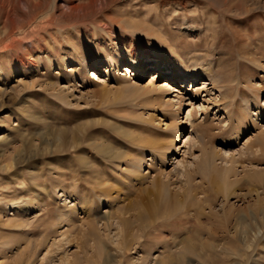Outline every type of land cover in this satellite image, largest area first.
I'll list each match as a JSON object with an SVG mask.
<instances>
[{"label":"rangeland","instance_id":"1","mask_svg":"<svg viewBox=\"0 0 264 264\" xmlns=\"http://www.w3.org/2000/svg\"><path fill=\"white\" fill-rule=\"evenodd\" d=\"M132 55L141 77L127 74ZM0 87V164L13 158L0 168V264H264V0H0ZM202 145L221 188L231 165L235 186L217 195L197 171ZM134 159L148 185L169 182L154 218L125 176ZM94 171L112 200L95 196ZM183 199L196 205L171 213ZM122 206L131 248L103 229Z\"/></svg>","mask_w":264,"mask_h":264},{"label":"bare ground","instance_id":"2","mask_svg":"<svg viewBox=\"0 0 264 264\" xmlns=\"http://www.w3.org/2000/svg\"><path fill=\"white\" fill-rule=\"evenodd\" d=\"M68 3V2H67ZM70 11L73 13V12H76V11H79V9H80V6H78V4L77 5H73L71 2H70ZM19 5V4H18ZM38 5V4H37ZM16 7H17V5H15ZM41 6V5H40ZM19 7V6H18ZM63 7V6H62ZM29 9V8H28ZM31 9V8H30ZM39 9H40V7H39ZM64 9V8H63ZM61 7H60V12H61V14L62 15H65L64 14V10H63ZM69 9V8H68ZM28 11V10H27ZM39 11V10H38ZM29 12V11H28ZM35 12V11H34ZM37 12V11H36ZM40 12V11H39ZM27 13V12H26ZM25 14V13H24ZM23 14V15H24ZM40 14H41V12H40ZM60 15V14H59ZM61 15V16H62ZM69 16V15H68ZM22 17V16H21ZM38 17V16H37ZM41 17V16H40ZM25 18V17H24ZM36 18V17H35ZM34 19V18H33ZM37 19V18H36ZM25 21V20H24ZM32 21V20H31ZM49 21V20H48ZM22 22V21H21ZM26 22V21H25ZM28 22V21H27ZM34 22V21H33ZM40 22V21H39ZM42 22V21H41ZM38 23V22H37ZM44 23L46 24V22L44 21ZM49 23V22H48ZM28 24H29V22H28ZM27 24V25H28ZM32 24V23H31ZM44 26V25H43ZM25 27H27V26H25ZM47 28V27H46ZM13 30L14 29H12V30H9V29H7V31H6V33H5V38H11V36L13 35ZM26 36V35H25ZM28 36H30V35H28ZM7 40V39H6ZM40 41V40H39ZM46 41V40H45ZM8 42V41H7ZM48 46H49V48L51 49L52 48V44H51V42H49V44H48ZM40 50H42L43 48L40 46V48H39ZM53 49V48H52ZM51 49V51H49L48 53H50L52 56H55V55H53L52 53L54 52V50H52ZM37 51H39V50H37ZM40 52V51H39ZM57 58L59 57V55L57 54V56H56ZM130 60L132 61V69H127V74L129 75V76H132L133 75V78H136V77H141L142 75H143V67H139L137 64H136V59L133 57V55H132V57L130 58ZM21 63L19 64V67L21 68V67H23V68H28V64L24 61V60H22V61H20ZM31 65H33V67H35L34 66V63H32ZM37 68V67H36ZM29 69V68H28ZM174 70H176V68L175 67H173L172 68V74L175 72ZM4 73V72H3ZM176 73V72H175ZM10 75L12 76V74L10 73L9 74V77H10ZM174 75V74H173ZM97 76V74L95 75V77ZM177 77V76H176ZM97 78V77H96ZM95 78V79H96ZM131 78V77H130ZM103 79V78H102ZM182 80H183V82H187V80H189V78L188 77H184V78H182ZM192 80L193 79H191L190 81H189V83L190 82H192ZM204 81V80H203ZM194 82L196 83L197 82V80L195 81L194 80ZM199 83V82H198ZM205 81H204V84H203V87H202V89L203 88H205ZM190 85V84H189ZM170 87H172V86H170V85H166L165 84V86H163L162 88H163V90H167L166 88H170ZM2 87H0V90H2L1 89ZM161 88V89H162ZM172 105V103L171 102H168V103H166V107L168 106V107H170ZM172 107H174V105H172ZM170 109V108H169ZM171 109H173V108H171ZM250 112V111H249ZM190 115H191V113H190V111L188 112V116H187V118L189 119V118H191L190 117ZM193 125H194V123H193ZM196 125H199V124H196ZM178 126V125H177ZM195 127H197V126H195ZM193 131V130H192ZM65 132V131H64ZM175 133L174 134H176V133H178V132H176V131H174ZM190 134V133H189ZM189 135H187V137H188ZM57 137V140L59 141H61L62 139H64V140H66L67 138H66V136H65V134L64 133H62V132H60L59 134H58V136H56ZM185 137V136H184ZM192 137L190 136V137H188V139L185 141V143H183L184 145L183 146H181L182 145V141H181V143H180V147H177V145H175L174 146V148H173V151H172V154H173V156L174 155H176V154H178V152L180 151V149L181 148H184L186 145H187V143H188V141H191L192 139H191ZM67 141V140H66ZM144 142V141H143ZM147 143H146V145H148V140L146 141ZM142 143V142H141ZM149 143H151V141H149ZM154 143V142H153ZM145 144V143H144ZM155 145V144H154ZM157 145H158V143H157ZM149 146V145H148ZM150 147V146H149ZM152 147V146H151ZM165 147V148H164ZM163 148L164 149H162V147L160 148V149H156V148H154L155 149V151H156V153H157V151H158V153H160V157H165V155H167V153L168 152H170V146L168 145V146H163ZM155 153V152H154ZM157 153V154H158ZM166 153V154H165ZM183 153V152H182ZM201 153H202V155H201V157H200V161L198 162V170L197 171H199V170H201V171H204L205 173H206V176L204 177L208 182H209V184L211 185V188H213L214 189V191H215V193L218 195V194H220L222 191H224V189H229V188H231L232 186H235L237 183H238V181H236V182H229V179H230V176H231V173H233V168H234V166L233 165H231V169H228L227 171H226V174L222 177V181L224 182V185H223V190H222V188H221V186H220V172H219V170L217 169L216 170V168H215V157H213V156H210L206 151H205V148H204V146L202 145V151H201ZM157 154H155V155H157ZM118 155V154H117ZM179 155V154H178ZM178 155H176V156H178ZM23 157H24V155H23ZM23 157H21V159L23 158ZM26 158H28V159H26ZM35 159L36 157H31V155H25V160L26 161H24V158H23V161L22 162H28V161H30V160H32V159ZM155 158L156 157H154L153 159L155 160ZM4 159V158H3ZM37 159V158H36ZM131 159V158H130ZM165 159V158H164ZM9 160H10V163H9ZM12 160H13V158H11V159H5V160H3L2 161V163L0 164L1 166H0V168L1 169H3V170H1L2 172L3 171H7L9 168H11V166L13 165L12 164ZM128 160V159H127ZM87 161V160H86ZM86 161H84L85 162V164H86ZM137 160L136 159H134V161H129L128 163H129V167H130V170H129V172L125 175L126 176V178H129L130 179V181H134V182H138L139 183V186H141L142 187V189L144 190L143 192H145V196H138L139 198H137V200L136 201H138V202H140L142 205H143V208H144V211L143 212H141L142 214H143V216L145 215V216H147V217H152V218H154V217H156V215H158V213H160V204H161V202L162 201H160L161 200V198H162V196L164 195V194H166V195H172V191H170V189H169V182L167 183H165L164 181H163V179L162 178H159L158 176L157 177H154V179L153 180H151L152 182H150V184L148 185L147 183V181H148V179H149V177H148V175H149V173H147V174H144L143 176H141L142 174H140V164L139 163H137L136 162ZM140 161V160H139ZM21 161L19 160V162L18 163H20ZM131 162V163H130ZM87 163H88V161H87ZM232 164H234V163H232ZM89 165V164H88ZM85 166V165H84ZM91 167V166H90ZM66 168V167H65ZM71 168V167H70ZM103 168H105V167H103ZM93 169V168H92ZM101 169V168H100ZM58 170H60V169H58ZM87 170H90V168L89 167H87ZM96 170V169H95ZM135 170V171H134ZM103 172L105 171V170H102ZM130 171H133V172H130ZM188 171V169H186V172ZM196 171V170H195ZM194 171V172H195ZM90 172H92V170L90 171ZM102 172V173H103ZM179 172V171H178ZM177 172V173H178ZM200 172V171H199ZM123 173V172H122ZM132 173V174H131ZM87 174L88 173H86V176H87ZM101 175H103V174H100V172H97V171H94L93 172V174L90 176L89 174H88V176H89V178L90 179H93L94 181H95V183H96V185H97V187L96 188H94L95 190V196H96V192H97V194H98V198L99 199H103L102 201H108V200H112V198H114V197H112L115 193H117L118 191L115 189V188H117L116 186H111V184H109V183H111L110 181H109V183L107 184V183H105V177H106V175H104L105 177H103V180L101 179L102 178V176ZM124 175V174H123ZM134 177H133V176ZM163 175V174H162ZM160 176V175H159ZM107 178V177H106ZM108 179V178H107ZM106 179V180H107ZM123 179V178H122ZM109 180H110V178H109ZM115 181H118L117 179H115ZM125 181V180H124ZM87 182V181H86ZM85 182V183H86ZM119 182V181H118ZM83 183V182H82ZM114 183V182H113ZM127 183V182H126ZM128 184V183H127ZM132 184H134L133 182H132ZM147 184V185H146ZM135 185H136V183H135ZM82 187V186H81ZM115 187V188H114ZM124 187V186H123ZM135 187V186H134ZM86 188V187H85ZM84 188V189H85ZM93 188V187H92ZM83 189V190H84ZM87 191V190H86ZM226 191V190H225ZM88 192H89V190H88ZM210 192V191H209ZM85 193V192H84ZM226 193V192H225ZM91 194H92V192H91ZM120 194H122L121 193V191H120ZM162 194V195H161ZM184 194H185V192H184ZM188 194V192L186 193V195ZM227 194V193H226ZM226 194H224V195H226ZM230 192H228V195H226V197L227 196H230ZM232 194H234V193H232ZM116 195H118V197H119V194H116ZM123 195V194H122ZM125 195V194H124ZM127 195V194H126ZM129 195V194H128ZM92 196V195H91ZM84 197V196H83ZM125 197V196H124ZM126 197H128V196H126ZM161 197V198H160ZM166 197V196H165ZM90 197H88V199H89ZM168 198V197H167ZM184 198V197H183ZM37 199H39V198H37ZM37 199L35 200V199H33V201L35 200V201H37ZM84 199V198H83ZM210 199V198H209ZM90 200V199H89ZM93 200V199H92ZM168 200H169V198H168ZM186 200V199H185ZM208 200V199H207ZM39 201H41L40 199H39ZM91 203H94V200L93 201H90ZM164 202V201H163ZM137 203V202H136ZM140 203H137V204H140ZM166 203V202H165ZM198 203V202H197ZM136 204V205H137ZM166 204H168V203H166ZM166 204H165V206L164 207H166ZM199 204V203H198ZM26 205H28L29 206V203H27ZM25 205V206H26ZM93 205V204H92ZM135 205V206H136ZM171 205V204H170ZM194 205H196L195 203H194V201H184V199L182 200V201H176V203H175V206L176 207H174L173 205V210H172V212L171 213H174V215L175 214H177V213H183V211H188V210H190V209H192V208H194ZM27 206V208L24 210V212L26 213L25 215H28L27 213H29V211L31 210V207L29 206L28 207ZM83 206H85V204L83 205ZM132 206V205H131ZM130 206V207H131ZM168 206V205H167ZM86 208H87V205L85 206ZM85 207H83V208H85ZM93 207V206H92ZM92 207H90L89 206V208H91L92 209ZM130 207H121V208H119L118 210L120 211V213L121 214H119V216L117 215L116 217H114L113 219H114V221L115 222H111V221H107V222H105V224L103 225V229L106 231V232H108V231H110L112 228H115L116 227V229L117 230H119V233H120V236H121V239H120V243H118V245L120 246V247H127V248H131V246L129 245L128 246V244H127V242H129L128 240H127V238H126V236L128 235V233H127V230H126V225H128V222H129V220H128V218L126 217V214H127V211H129V208ZM85 208V209H86ZM135 208V207H134ZM167 209H168V207H167ZM84 210V209H83ZM87 210V209H86ZM85 210V211H86ZM88 210H90V209H88ZM87 210V211H88ZM171 211V210H170ZM165 214H166V212H164ZM169 214H170V212H169ZM88 217H90V214L88 215ZM62 218V217H61ZM146 218V217H145ZM112 219V218H111ZM107 220V219H106ZM87 221H91V220H87ZM64 222H73V219L71 218V217H69L67 214H66V212H64ZM89 223V222H88ZM22 224V223H21ZM68 224V223H67ZM75 224V223H74ZM9 225V224H8ZM87 226H89V225H87ZM90 226H91V228H97L98 226H97V224H96V222L94 221V222H92V224H90ZM25 227V226H24ZM239 227H241L240 229H241V231H242V233L245 235V236H243L244 237V243L247 245V246H249L251 243H252V240H253V236H254V232L256 231L255 230V227H254V224H250V225H248L246 222H243V223H240V225H239ZM89 228V227H88ZM83 229V228H82ZM263 229V228H262ZM72 230H73V228H72ZM100 230V229H99ZM241 231H239V228L237 229V232L238 233H240ZM110 233V232H109ZM62 234V233H61ZM60 234V235H61ZM64 235H65V232H64ZM138 237V236H137ZM129 244H130V242H129ZM137 244V243H136ZM138 245V244H137ZM28 246H30V245H28ZM145 246V245H144ZM245 246V245H244ZM168 247V246H167ZM27 248H29V247H27ZM248 248V247H247ZM170 249V248H169ZM146 260V259H145ZM167 259L166 258H162L161 259V261H160V263L159 264H167L166 262H168V261H166ZM143 261V260H142ZM17 264V263H16ZM139 264H146L145 262H141V263H139Z\"/></svg>","mask_w":264,"mask_h":264}]
</instances>
